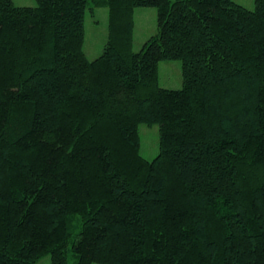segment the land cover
<instances>
[{
  "label": "trees",
  "instance_id": "1",
  "mask_svg": "<svg viewBox=\"0 0 264 264\" xmlns=\"http://www.w3.org/2000/svg\"><path fill=\"white\" fill-rule=\"evenodd\" d=\"M36 1L0 0V264H264V0ZM138 7L158 26L135 51Z\"/></svg>",
  "mask_w": 264,
  "mask_h": 264
},
{
  "label": "rangeland",
  "instance_id": "2",
  "mask_svg": "<svg viewBox=\"0 0 264 264\" xmlns=\"http://www.w3.org/2000/svg\"><path fill=\"white\" fill-rule=\"evenodd\" d=\"M249 9H255V0H235ZM19 6H37L36 0H14ZM154 7H138L135 10L134 50L142 49L147 39L157 32L158 17ZM109 11L107 7H97L86 12V38L84 51L90 60L98 58L108 40ZM159 84L161 87L180 89L183 86L182 61L164 60L159 64ZM141 136V154L149 159H154L159 153V126H149L145 123L139 127ZM69 264H75L76 258L72 251L69 252ZM34 264H52L50 254L43 256ZM100 264V263H93Z\"/></svg>",
  "mask_w": 264,
  "mask_h": 264
}]
</instances>
